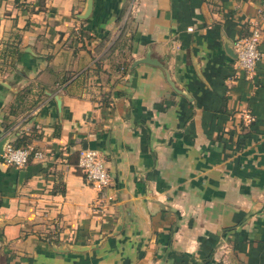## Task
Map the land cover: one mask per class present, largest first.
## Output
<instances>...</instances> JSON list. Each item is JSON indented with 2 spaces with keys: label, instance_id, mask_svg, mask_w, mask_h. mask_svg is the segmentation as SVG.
Listing matches in <instances>:
<instances>
[{
  "label": "crops",
  "instance_id": "crops-1",
  "mask_svg": "<svg viewBox=\"0 0 264 264\" xmlns=\"http://www.w3.org/2000/svg\"><path fill=\"white\" fill-rule=\"evenodd\" d=\"M86 9L0 0V131L44 154H0V264H264V0ZM255 23L249 80L233 45Z\"/></svg>",
  "mask_w": 264,
  "mask_h": 264
},
{
  "label": "built area",
  "instance_id": "built-area-1",
  "mask_svg": "<svg viewBox=\"0 0 264 264\" xmlns=\"http://www.w3.org/2000/svg\"><path fill=\"white\" fill-rule=\"evenodd\" d=\"M260 39L261 24L255 23L248 36L239 37L234 41V65L249 80L253 79L256 65L263 56L259 46ZM245 117L248 121L252 120V116L249 114H246ZM31 156L42 158L44 154L33 147H15L11 142L5 145L1 154L5 162L19 168H23ZM77 166L85 182L92 187L101 190L111 184V177L107 171L104 156L98 149L81 148Z\"/></svg>",
  "mask_w": 264,
  "mask_h": 264
},
{
  "label": "water",
  "instance_id": "water-1",
  "mask_svg": "<svg viewBox=\"0 0 264 264\" xmlns=\"http://www.w3.org/2000/svg\"><path fill=\"white\" fill-rule=\"evenodd\" d=\"M91 5H92V0H87V9H86V12H85V16H87L91 10ZM141 61H148V62H151L150 59L148 58H145V59H142ZM10 141H8V137L7 135H3V133L0 131V154L3 153V150H4V147L7 143H9Z\"/></svg>",
  "mask_w": 264,
  "mask_h": 264
},
{
  "label": "trees",
  "instance_id": "trees-1",
  "mask_svg": "<svg viewBox=\"0 0 264 264\" xmlns=\"http://www.w3.org/2000/svg\"><path fill=\"white\" fill-rule=\"evenodd\" d=\"M25 147V146H24Z\"/></svg>",
  "mask_w": 264,
  "mask_h": 264
}]
</instances>
